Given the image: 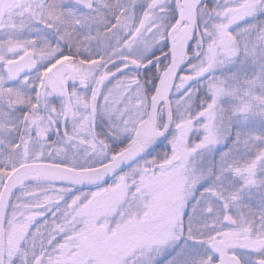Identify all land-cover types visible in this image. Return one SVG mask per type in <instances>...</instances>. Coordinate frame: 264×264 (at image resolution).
<instances>
[{"label": "snow or ice", "instance_id": "6c2138e0", "mask_svg": "<svg viewBox=\"0 0 264 264\" xmlns=\"http://www.w3.org/2000/svg\"><path fill=\"white\" fill-rule=\"evenodd\" d=\"M0 264H264V0H0Z\"/></svg>", "mask_w": 264, "mask_h": 264}]
</instances>
